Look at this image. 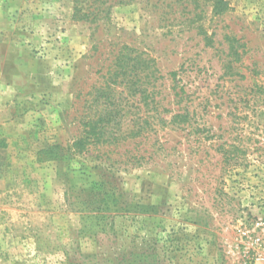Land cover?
Masks as SVG:
<instances>
[{
  "label": "rangeland",
  "instance_id": "374dc122",
  "mask_svg": "<svg viewBox=\"0 0 264 264\" xmlns=\"http://www.w3.org/2000/svg\"><path fill=\"white\" fill-rule=\"evenodd\" d=\"M214 1L0 0V264H250L238 227L264 221V0ZM124 46L155 59L157 99L190 120L73 153ZM99 182L116 204L85 235L78 211Z\"/></svg>",
  "mask_w": 264,
  "mask_h": 264
},
{
  "label": "trees",
  "instance_id": "16d2710c",
  "mask_svg": "<svg viewBox=\"0 0 264 264\" xmlns=\"http://www.w3.org/2000/svg\"><path fill=\"white\" fill-rule=\"evenodd\" d=\"M222 9H224L222 0H215L214 11L220 12ZM229 40L232 44L236 41L234 37H230ZM122 48L103 75V81L94 88L93 93H90L93 97L88 98V104L89 102L94 104L96 109L94 113L88 112V115L83 116L81 136L68 145L73 153H81L87 148L89 153L92 148L117 145L128 139L156 133L158 130L155 124H159V127L182 128L190 120L189 112L184 107L172 111L162 105L160 99H157V96L161 94L160 87L164 75L160 73L155 59L128 46ZM230 48L236 52L233 45ZM168 75L173 79L170 89L173 90L174 97H179L176 102L178 103L181 100L180 93L183 92V85L175 77L177 71H170ZM149 99H151L150 102ZM141 102L146 106L153 103L155 112L148 114V110L143 115L133 113L125 107ZM164 112L172 113L166 118L162 116ZM58 150L59 145L53 144L48 146L45 152L49 154V157L58 158L60 156ZM224 155H226L224 162L229 165L230 154L224 151ZM138 158L133 156V159ZM101 160L104 159L101 158ZM89 195L88 207L78 211L81 222L80 232L85 235L105 231L107 218L110 217L107 212L112 211V207L116 204L114 188L110 187L108 182L93 183L90 186ZM90 205L93 207L90 208ZM129 210L128 206L124 207V211ZM150 259L152 263H149ZM116 260H118L117 264H154L150 254L143 257L122 256ZM75 261V264H86L83 259L77 258Z\"/></svg>",
  "mask_w": 264,
  "mask_h": 264
},
{
  "label": "built area",
  "instance_id": "2783aa9c",
  "mask_svg": "<svg viewBox=\"0 0 264 264\" xmlns=\"http://www.w3.org/2000/svg\"><path fill=\"white\" fill-rule=\"evenodd\" d=\"M238 231L248 243L250 264H264V221L258 219L249 225L241 223Z\"/></svg>",
  "mask_w": 264,
  "mask_h": 264
}]
</instances>
